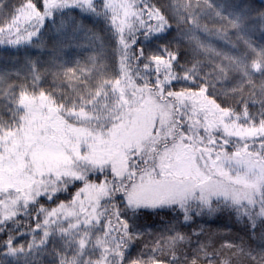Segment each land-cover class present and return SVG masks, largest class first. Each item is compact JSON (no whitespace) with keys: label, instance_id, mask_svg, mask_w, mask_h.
Wrapping results in <instances>:
<instances>
[{"label":"snow or ice","instance_id":"1","mask_svg":"<svg viewBox=\"0 0 264 264\" xmlns=\"http://www.w3.org/2000/svg\"><path fill=\"white\" fill-rule=\"evenodd\" d=\"M0 264H264V0H0Z\"/></svg>","mask_w":264,"mask_h":264},{"label":"trees","instance_id":"2","mask_svg":"<svg viewBox=\"0 0 264 264\" xmlns=\"http://www.w3.org/2000/svg\"><path fill=\"white\" fill-rule=\"evenodd\" d=\"M0 54H2V52H0Z\"/></svg>","mask_w":264,"mask_h":264}]
</instances>
